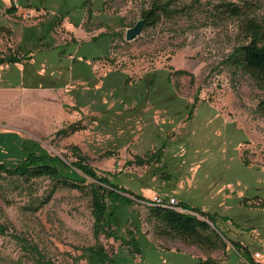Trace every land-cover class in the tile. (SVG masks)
<instances>
[{"label":"rangeland","instance_id":"obj_1","mask_svg":"<svg viewBox=\"0 0 264 264\" xmlns=\"http://www.w3.org/2000/svg\"><path fill=\"white\" fill-rule=\"evenodd\" d=\"M152 1L0 0V163L48 152L90 185L72 164L83 156L147 199L107 197L113 220L97 232L89 193L60 186L33 211L52 180L2 173L0 264H90L99 245L116 264H250L229 244L160 234L155 195L208 212L232 240L228 226L254 232L249 248L264 254V88L230 66L238 23L216 8L241 0H164L168 15L127 40ZM257 14L264 21V0Z\"/></svg>","mask_w":264,"mask_h":264},{"label":"trees","instance_id":"obj_2","mask_svg":"<svg viewBox=\"0 0 264 264\" xmlns=\"http://www.w3.org/2000/svg\"><path fill=\"white\" fill-rule=\"evenodd\" d=\"M260 2L261 0L223 1L216 8L219 14H224L227 18H233L238 23L241 41L228 57L230 66L235 71L249 74L261 88H264V21L257 14ZM12 9L16 10V6H13ZM169 9L170 7L166 6L164 0H153L150 6L142 12L145 25H156L163 14L168 15ZM2 60L0 59V62H3ZM9 61L14 63L18 59L10 57ZM58 163L67 165L57 155L48 152L40 154L31 152L30 156L21 161L14 169H9L3 163H0V176L2 173H7L25 181H32L40 177H48L52 180L53 184L48 194L44 198L37 199V204L32 202L28 205V209L33 211L48 203L60 186L74 187L82 192L89 193L97 232L100 230L106 231L113 220L114 210L109 209V198L125 204L133 202L131 197L124 194L126 192L141 200L144 199L143 195L131 192L116 181V174L110 171L100 174L97 169L86 162L83 156L72 162V164L86 176L93 179L90 185L71 179L61 171ZM112 175H114L113 179L111 178ZM180 206L186 211L150 205V214L158 225V232L168 238H180L187 243L201 245L211 251L216 250L223 241V234L216 229L215 217L208 216V212L192 207L184 201L180 202ZM210 221L213 222V227ZM232 244L235 248L238 247L236 242L232 241ZM89 248L90 264H116L114 259L105 251L104 246H90ZM248 256L250 260H246L250 264H254L252 256L250 254ZM210 258H207L204 263L217 264Z\"/></svg>","mask_w":264,"mask_h":264},{"label":"crops","instance_id":"obj_3","mask_svg":"<svg viewBox=\"0 0 264 264\" xmlns=\"http://www.w3.org/2000/svg\"><path fill=\"white\" fill-rule=\"evenodd\" d=\"M179 201L181 202L182 201V199L180 198L179 199ZM210 223L212 224V225H214L213 224V222H211L210 221ZM217 230H219V228H216ZM226 232L228 233V235H233L234 237H235V240H232L231 238H229V237H227V235L224 233V232H222V234H223V243H222V246H221V248L224 246H227V245H225V244H229V246H233V244H232V241H234V242H236V244H238V247H236V248H240V249H243V251H245L246 253H248V254H250L251 256H252V258L254 259V255H253V252H251V250H250V248H249V245H253L255 242H257L256 243V245L257 244H259L260 243V240L256 237V235L254 234V232H253V236L254 237H252V238H250V235L248 236V237H243V235H242V233L240 232L239 233V231H238V228H237V230H235L234 229V227H232V226H228V227H226ZM253 229H255V228H252V230ZM264 240V239H263ZM229 246H227L225 249H223V252L224 253H226V251H227V248L229 247ZM234 247V246H233ZM219 248H220V246H219ZM254 251V250H253ZM256 251H260V250H255V252ZM215 252L216 251H214V252H212L211 253V256L212 257H215ZM254 252V253H255ZM262 253V252H261ZM264 255V254H263ZM222 258V256L221 257H219V259H221ZM254 262H255V259H254ZM259 263V262H258Z\"/></svg>","mask_w":264,"mask_h":264},{"label":"built area","instance_id":"obj_4","mask_svg":"<svg viewBox=\"0 0 264 264\" xmlns=\"http://www.w3.org/2000/svg\"><path fill=\"white\" fill-rule=\"evenodd\" d=\"M151 205H159L169 208H175L181 211H186L183 207L180 206V201L175 197L166 198L163 195H155L152 200H150ZM254 264H264V255L260 251H256L254 253ZM257 260H263V262H259Z\"/></svg>","mask_w":264,"mask_h":264},{"label":"water","instance_id":"obj_5","mask_svg":"<svg viewBox=\"0 0 264 264\" xmlns=\"http://www.w3.org/2000/svg\"><path fill=\"white\" fill-rule=\"evenodd\" d=\"M144 27H145V19L140 18L134 25H132L127 29L126 39L127 40L136 39L139 36V34L143 31Z\"/></svg>","mask_w":264,"mask_h":264}]
</instances>
